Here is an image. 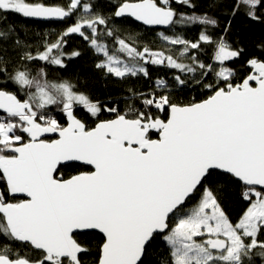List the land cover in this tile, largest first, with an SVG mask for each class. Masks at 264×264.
<instances>
[{
	"label": "snow or ice",
	"instance_id": "6c2138e0",
	"mask_svg": "<svg viewBox=\"0 0 264 264\" xmlns=\"http://www.w3.org/2000/svg\"><path fill=\"white\" fill-rule=\"evenodd\" d=\"M257 26L264 0H0V264H264ZM74 35L120 92L61 75Z\"/></svg>",
	"mask_w": 264,
	"mask_h": 264
},
{
	"label": "trees",
	"instance_id": "16d2710c",
	"mask_svg": "<svg viewBox=\"0 0 264 264\" xmlns=\"http://www.w3.org/2000/svg\"><path fill=\"white\" fill-rule=\"evenodd\" d=\"M205 5H206V0H202V8ZM9 19L12 21L23 22L22 18L17 15H11ZM28 23H30L33 27L37 29L46 27V22H42V21H29ZM68 23H71V21H68ZM134 30L140 31L142 34H147L149 36L152 35V33L146 32L145 26H142L139 23L135 25ZM196 31L197 29L193 27L192 30L187 33V35H189L190 37H194L196 35ZM233 31L234 32H245L246 31L245 25L242 24L240 20H237L234 22ZM262 31L264 30H262L260 27L257 26V27H254L252 29V32H249L248 34L252 35V33H255V35L258 36ZM249 47L251 48V42H249ZM68 48L69 49L79 48L83 50L84 57L82 59L72 61L69 65L67 72H63L61 73V75L70 76L76 72H79L81 76L91 77L88 81L87 86L94 96L99 97L101 99H103L108 94H115L122 90L123 86L118 80L109 78L107 81H104V80L99 79L97 74L93 72V69L90 66L91 59H92L91 52L88 51L86 42L83 41L82 38H80L79 36H75V35L72 36L69 39ZM140 83H143V82H140ZM192 96H197V93L185 91L184 93L181 94L180 99L186 100V99L191 98ZM69 174H74V170H65V176ZM88 238L95 241V240H99L101 237L99 233H92L89 235Z\"/></svg>",
	"mask_w": 264,
	"mask_h": 264
},
{
	"label": "water",
	"instance_id": "95a60500",
	"mask_svg": "<svg viewBox=\"0 0 264 264\" xmlns=\"http://www.w3.org/2000/svg\"><path fill=\"white\" fill-rule=\"evenodd\" d=\"M137 23H139V22H137Z\"/></svg>",
	"mask_w": 264,
	"mask_h": 264
}]
</instances>
